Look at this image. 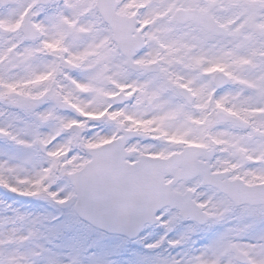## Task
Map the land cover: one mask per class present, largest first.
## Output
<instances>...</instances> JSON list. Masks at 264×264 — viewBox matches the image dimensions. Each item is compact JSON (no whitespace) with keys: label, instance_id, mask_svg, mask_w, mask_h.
I'll use <instances>...</instances> for the list:
<instances>
[{"label":"snow or ice","instance_id":"snow-or-ice-1","mask_svg":"<svg viewBox=\"0 0 264 264\" xmlns=\"http://www.w3.org/2000/svg\"><path fill=\"white\" fill-rule=\"evenodd\" d=\"M0 264H264V0H0Z\"/></svg>","mask_w":264,"mask_h":264}]
</instances>
